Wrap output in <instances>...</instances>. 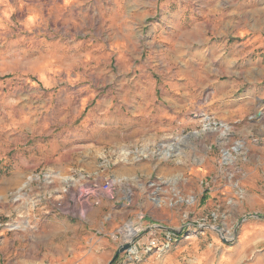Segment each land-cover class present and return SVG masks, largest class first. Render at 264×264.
<instances>
[{
	"label": "rangeland",
	"instance_id": "1",
	"mask_svg": "<svg viewBox=\"0 0 264 264\" xmlns=\"http://www.w3.org/2000/svg\"><path fill=\"white\" fill-rule=\"evenodd\" d=\"M116 1L0 0V264H264V0H211L210 18L189 0L181 63L166 0L128 6L134 24ZM180 139L188 179L166 196L154 141ZM169 224L178 242L145 254ZM133 242L141 260L115 258Z\"/></svg>",
	"mask_w": 264,
	"mask_h": 264
},
{
	"label": "crops",
	"instance_id": "2",
	"mask_svg": "<svg viewBox=\"0 0 264 264\" xmlns=\"http://www.w3.org/2000/svg\"><path fill=\"white\" fill-rule=\"evenodd\" d=\"M205 2L206 9L204 11V14H207L208 18L213 16V5L212 1L208 0H200ZM112 8L111 10H115V13L117 12L118 14L121 12L123 14L122 10V3L116 0H112ZM149 8L151 9H156V1L152 0L151 3H149ZM137 6L139 5V0H126L123 2L124 9L127 11L124 12L123 17H120L118 19H123L127 21H131L132 24L134 22L140 20L138 18L139 14H135L134 12L130 11L128 12V6ZM163 11H164V31H165V39L167 42H165V53H170L171 54V59H179L178 62L181 63L182 59H186L187 56L185 53L187 52L188 48V41L189 39L194 38V35L198 33V25L195 23L197 19L200 16V13L197 12L195 9V5L193 4L192 6L189 4V0H166L164 2L163 6ZM116 13V14H117ZM202 16V15H201ZM200 16V17H201ZM130 26V25H129ZM201 27V26H200ZM202 31V36H204V32ZM190 33L188 35L187 33ZM134 31L133 28L130 29H125V36L132 35L131 39L134 37ZM169 34V36H167ZM137 36V35H136ZM174 36V37H173ZM178 36V37H177ZM138 37V36H137ZM174 39H173V38ZM177 41H175V39ZM133 40V39H132ZM138 41V39H137ZM134 44V41L132 42ZM214 48H210L207 50L205 53H210V51ZM11 51H8V54H10ZM204 57V56H203ZM202 64H211L210 61H204ZM182 116V113L180 112L179 117ZM181 132V126H179V131ZM180 133V134H181ZM181 137V135H180ZM163 146V148L166 152V156L164 160L170 156V162H166L165 166L160 169V176H164L165 180L169 181V188L166 189L165 195L166 196H173L176 194L181 195L183 191V183L187 182V163L186 160L183 157V152L186 148V143L182 142L181 139L179 141H171V142H163L159 143L154 141V146L153 148L156 150L157 148ZM171 149H174L175 151L173 152V155H171ZM168 150V152H167ZM171 184V185H170ZM175 218V217H173ZM177 226L169 224L165 226V229L169 230H174ZM179 237H176L175 243L178 242Z\"/></svg>",
	"mask_w": 264,
	"mask_h": 264
},
{
	"label": "built area",
	"instance_id": "3",
	"mask_svg": "<svg viewBox=\"0 0 264 264\" xmlns=\"http://www.w3.org/2000/svg\"><path fill=\"white\" fill-rule=\"evenodd\" d=\"M110 190L111 182H106L102 186L90 185L89 190L86 191L85 198L87 200L91 199L93 205L98 207L102 204L103 200H106L110 196ZM162 232L164 240L161 242L157 234L153 235L145 245V254H151L154 252L162 253L171 249L172 243L175 242V233L166 229L164 230V228ZM139 248L140 245L136 242L131 244V248L126 252L130 260H141L142 256Z\"/></svg>",
	"mask_w": 264,
	"mask_h": 264
},
{
	"label": "water",
	"instance_id": "4",
	"mask_svg": "<svg viewBox=\"0 0 264 264\" xmlns=\"http://www.w3.org/2000/svg\"><path fill=\"white\" fill-rule=\"evenodd\" d=\"M162 228H163V227H162ZM164 229H165V228H164ZM167 230H169V229H167ZM169 231H171V232H175L174 230H169ZM130 248H131V244H125L124 246H122V247L120 248L119 251H117V253H116V255H115V258H117L120 254H123V253L127 252Z\"/></svg>",
	"mask_w": 264,
	"mask_h": 264
},
{
	"label": "bare ground",
	"instance_id": "5",
	"mask_svg": "<svg viewBox=\"0 0 264 264\" xmlns=\"http://www.w3.org/2000/svg\"><path fill=\"white\" fill-rule=\"evenodd\" d=\"M138 232H139V231H138ZM136 233H137L136 230H134V229H129V230L127 231L128 238L130 239V238L134 237V236L136 235ZM137 234H138V233H137ZM124 236H125V234H124ZM131 240H132V239H131ZM131 240H128V242L131 241Z\"/></svg>",
	"mask_w": 264,
	"mask_h": 264
}]
</instances>
